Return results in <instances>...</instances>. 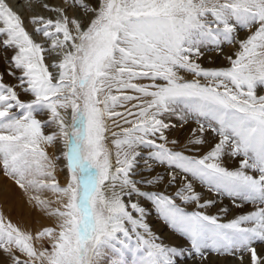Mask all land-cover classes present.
I'll return each instance as SVG.
<instances>
[{
    "label": "snow or ice",
    "instance_id": "snow-or-ice-1",
    "mask_svg": "<svg viewBox=\"0 0 264 264\" xmlns=\"http://www.w3.org/2000/svg\"><path fill=\"white\" fill-rule=\"evenodd\" d=\"M41 7L55 19L29 23L41 25L35 35L50 48L0 2V58L15 81L6 84L0 73V168L54 224L30 233L0 215V264H127L128 257L132 264H182V257L245 264L246 255L247 264H264V0H61ZM240 31L250 35L240 40ZM236 44L239 51L226 56L225 46ZM46 52L60 61L46 64ZM212 54L230 66L205 68ZM189 122L197 127L185 147L204 146L208 132L218 138L201 158L168 146L179 140L167 133ZM46 147L63 153L56 159L66 161L64 186ZM226 156L239 159L235 170L222 163ZM165 179L166 188L181 183L175 196L141 190ZM193 181L235 209L255 210L221 223L200 211L216 202H201ZM141 200L184 243L158 242ZM176 200L198 210L187 212Z\"/></svg>",
    "mask_w": 264,
    "mask_h": 264
},
{
    "label": "rangeland",
    "instance_id": "rangeland-1",
    "mask_svg": "<svg viewBox=\"0 0 264 264\" xmlns=\"http://www.w3.org/2000/svg\"><path fill=\"white\" fill-rule=\"evenodd\" d=\"M0 2L4 3L13 13L18 14L21 19L24 22V26L26 30L29 32L30 35H32L33 39L42 45H44L46 48H49L50 42H48L44 37L35 35V29L37 27H41L39 24H31L29 21L31 19H36V18H44V19H55V16L48 11L44 10L43 7H41V4H51L55 3L57 5L60 4L61 0H40L39 3H37V0H0ZM71 16L75 17L77 15L76 11L73 10L70 13ZM250 35V33L246 31H240L239 34V39L243 40L245 36ZM225 55H232L235 52L239 51V45L236 44L233 47H228L225 46L224 49ZM4 53L2 50H0V57H3ZM7 55L10 57L12 55L11 52L7 53ZM46 61L45 63L50 65V61L53 59H56L57 62L60 61V57L55 54V52H46ZM54 57V58H53ZM215 59L216 63L213 64H208L206 61L208 59ZM235 58V56H233ZM203 66L205 68L208 67H213V68H227L229 67V63L227 60L215 57L214 54L205 56V61L202 62ZM50 71L55 72V69H51ZM8 68L6 66L5 61L0 58V73L4 74V82L6 84H15V81L7 75ZM193 77L189 76L188 79H192ZM260 94H264V92H261ZM21 100L27 101L30 99L29 96L27 95H21ZM47 117V114L44 110H40V112L37 113V118L41 119L42 121ZM178 123L179 122H175ZM197 125L194 122H189L186 126V128L183 129V131L180 130L179 127L176 128V130L167 133L169 136V140L172 139H178L179 144L177 145H171L169 144L168 146L172 148L174 151H179L182 152L184 155L187 156H192L195 158H201L203 155H205L208 151L211 150V148L214 146L215 143H218V138L213 136L211 132H208L205 136L206 139V144L204 146H195V145H190L189 147H185V145H188L189 143V133L191 132L192 129L196 128ZM48 131L46 129V134H48ZM46 151L48 152V155L58 164V172H57V179L59 180L61 186L66 185V179L65 177L67 176V170H66V161L63 160L62 158L57 161V156L60 155L62 157L63 153L61 151H58L55 148H47ZM144 155H147V153H143ZM239 159H236L235 161L231 157H225L222 163L224 166L228 168V170H235L238 165H239ZM143 161H141V164ZM64 167V172L60 173L59 168ZM165 169L162 167H157L156 172H164ZM59 176V177H58ZM165 181V180H164ZM181 183H177L176 187H172L170 189H164L162 188L161 184L153 186L151 188H142V191H149V192H159L163 193L169 196H175L176 192L180 189ZM193 187L196 193L202 195V200L201 202H206V201H215V206L211 209L208 210H200V211H206V214L212 215V216H217L219 218V222L221 223H227L230 222L231 220L235 219L238 215L241 214V211L243 213H250L255 210V207L252 205H246L242 210L235 209L233 207V202L229 199H225L223 197L217 198L213 193L209 192L205 187L200 185L197 182L193 181ZM23 191L14 183V181L10 178H8L5 173L3 172V169L0 168V215H2L6 220L11 221L14 225H17L21 227L23 230L28 231L30 233H37L38 231L42 230L44 227L51 226L54 224V221L46 216V214H42L38 211L36 213H40L39 217L36 216V220H31L30 223H25L22 224V217L19 214V205L20 203L23 202ZM11 198L12 200H10ZM55 198V197H53ZM58 198V197H56ZM221 201H223L221 203ZM146 203L149 205L150 208L154 210L153 214L151 215L152 218H155V224H162L164 232L168 233L169 236L172 237V241L168 240V238H161L159 237L156 233L153 232V228L150 227L151 231L153 234L158 236L160 240L158 242H161L162 244L166 246H173L176 245L177 243H184L182 238L178 236H174L172 233L171 228L166 225L161 218L157 216V213L154 209V206L151 205L149 202L141 200L140 203ZM176 203L183 207L185 211L187 212H193L197 211L198 209L196 208L195 204L191 205H183L180 200H176ZM236 203H240V201H236ZM228 207L229 212L227 214L221 212V208L223 207ZM37 215V214H36ZM42 215V216H41ZM46 216V217H45ZM138 218V216L136 217ZM47 221V222H44ZM147 223V222H146ZM26 227V228H25ZM29 227V228H28ZM185 247L187 248V244H185ZM258 248L261 251H264V244L258 245ZM3 254L0 253V256ZM215 259V257H213ZM217 259V258H216ZM248 257L247 255L245 256V264H247ZM182 264H193L191 260H189L186 257L181 258ZM223 261V262H221ZM127 263L132 264V258L128 257L127 258ZM217 264H224L223 258L217 259ZM228 264H237L236 261H229Z\"/></svg>",
    "mask_w": 264,
    "mask_h": 264
},
{
    "label": "bare ground",
    "instance_id": "bare-ground-1",
    "mask_svg": "<svg viewBox=\"0 0 264 264\" xmlns=\"http://www.w3.org/2000/svg\"><path fill=\"white\" fill-rule=\"evenodd\" d=\"M50 48V46H49ZM225 52V51H224ZM54 58V57H53ZM57 60L56 59H53L50 61V65L52 63H56ZM46 119V118H45ZM60 156V155H59ZM156 173H152V176H155ZM59 177V176H58ZM166 185H167V179H165V181L161 184L162 188H164L165 190L166 189H170V188H166ZM23 202L20 203L19 205V214L20 216L23 218L22 219V224H25V223H30L31 220H36V216H38V218L40 219L39 217V214L36 213V211H33L32 207L29 205V203L27 202V196L25 195V193H23ZM56 198V197H55ZM10 200H12L11 198H9ZM141 206L145 207L146 210H147V215H146V222L148 224L149 227H152L153 228V232L156 233L159 237L161 238H168V240H170L171 242L172 241V237L169 236L168 233H165L164 232V229H163V226L162 224H155V218H152L151 215L153 214L154 210L152 208L149 207L148 204H146L145 202L144 203H140ZM37 214V215H36ZM42 216V215H41ZM46 217V216H45ZM44 222H47V221H44ZM26 228V227H25ZM29 228V227H28ZM156 235V236H157ZM260 250V249H259ZM216 259V258H215ZM223 262V261H221ZM104 264H109L108 260L106 259L104 261ZM129 264V263H127Z\"/></svg>",
    "mask_w": 264,
    "mask_h": 264
}]
</instances>
